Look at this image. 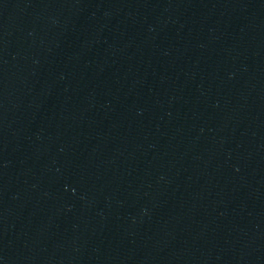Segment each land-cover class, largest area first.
I'll return each instance as SVG.
<instances>
[{"label":"water","instance_id":"obj_1","mask_svg":"<svg viewBox=\"0 0 264 264\" xmlns=\"http://www.w3.org/2000/svg\"><path fill=\"white\" fill-rule=\"evenodd\" d=\"M0 264H264V0H0Z\"/></svg>","mask_w":264,"mask_h":264}]
</instances>
